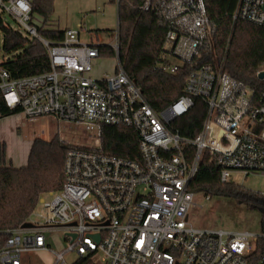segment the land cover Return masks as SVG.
<instances>
[{
  "label": "built area",
  "instance_id": "1",
  "mask_svg": "<svg viewBox=\"0 0 264 264\" xmlns=\"http://www.w3.org/2000/svg\"><path fill=\"white\" fill-rule=\"evenodd\" d=\"M263 6L264 0H238L233 24L263 26ZM142 10L165 24L160 68L176 74L186 63L194 67L182 96L161 112L119 61V27L109 46L116 70L94 79L92 63L105 46L82 43L74 30L53 43L39 34L30 0H0V11L40 41L50 59V71L25 78L12 80L0 69L5 105L27 120L47 116L81 126L93 140L92 147L71 145L59 133L67 148L63 187L40 199L39 210L27 221L32 228L9 231L0 264H23L24 255L51 251L50 231H63L68 243L53 253L54 264H72L70 254L93 255L99 264H252L264 234L194 228L190 214L196 195L189 186L202 167L212 165L223 184L230 183L233 172L264 175V93L229 75L224 61H205L215 52L216 34L205 0H146ZM195 99L207 111L199 134L189 138L171 125L194 108ZM105 126L134 130L139 157L105 152ZM255 264H264V253Z\"/></svg>",
  "mask_w": 264,
  "mask_h": 264
},
{
  "label": "trees",
  "instance_id": "2",
  "mask_svg": "<svg viewBox=\"0 0 264 264\" xmlns=\"http://www.w3.org/2000/svg\"><path fill=\"white\" fill-rule=\"evenodd\" d=\"M118 8L119 61L128 76L136 83L151 107L161 112L183 94L188 74L194 69L186 63L176 74L162 68V50L166 28L162 19L152 11L142 10L146 0H112ZM32 17L39 34L59 43L66 31L47 28L51 21L54 0H30ZM208 14L216 27L214 57L224 61L225 71L245 83L257 94L264 93V80L257 72L264 67V25L247 22L233 24L232 15L238 0H205ZM0 11V69L12 80L50 71L47 49L37 39L16 30ZM10 17V16H9ZM101 57H115L114 50L105 46ZM206 62H214L213 56ZM207 106L195 99V106L174 121L172 128L183 136L195 138L204 123ZM19 110H10L0 92V118L13 116ZM102 144L105 152L119 157L137 159L138 136L126 127L105 126ZM67 148L57 138L47 141L36 139L28 163L16 168L7 164L6 146L0 144V252L10 237L9 231L22 228L37 210L43 195L62 189ZM195 195L224 197L258 209L264 218V195L250 192L231 183L223 184L215 166L202 167L189 186ZM264 224V221H263ZM250 261L255 264L264 253V239L257 243ZM72 264H97L93 255L79 257Z\"/></svg>",
  "mask_w": 264,
  "mask_h": 264
},
{
  "label": "rangeland",
  "instance_id": "3",
  "mask_svg": "<svg viewBox=\"0 0 264 264\" xmlns=\"http://www.w3.org/2000/svg\"><path fill=\"white\" fill-rule=\"evenodd\" d=\"M7 19L16 30L26 34L11 17L7 16ZM47 28L78 31L81 42L84 44L112 46L113 35L118 28L117 4L112 0H54L51 21ZM212 56L213 60L219 61L214 57V53ZM173 61L180 64L176 59ZM116 65L115 57H100L93 61L90 75L94 79L112 75L116 70ZM59 133L65 135L68 144L82 147L93 146V140L83 127L61 124L52 117L44 116L27 120L22 115H13L5 122L0 121V144L6 146L10 157L14 159L25 154L24 151L29 150L36 139L51 141L57 138L60 142ZM229 180L235 186L264 195L263 174L245 175L233 172ZM43 196L46 199L50 198L48 194ZM195 201L197 206L190 214V223L196 229L229 233L249 232L259 236L264 234V218L258 209L224 197L215 196L207 200L203 193L197 194ZM39 208L40 205L37 210ZM46 240L51 251L24 255L22 263L54 264L53 253L62 251L68 246L65 233L63 231L47 232ZM77 259L75 254L67 256V260L71 263ZM94 259L99 264V258Z\"/></svg>",
  "mask_w": 264,
  "mask_h": 264
},
{
  "label": "crops",
  "instance_id": "4",
  "mask_svg": "<svg viewBox=\"0 0 264 264\" xmlns=\"http://www.w3.org/2000/svg\"><path fill=\"white\" fill-rule=\"evenodd\" d=\"M13 116H9V117H5V118H0L1 122H5L7 121L9 118H12ZM34 143V142H33ZM32 143V145H33ZM31 145V148H32ZM31 148L27 151H24L25 154H23L22 156H19L17 158H11L9 155V150H6V155H7V164L8 165H13L16 168H21V167H25L28 163V158H29V154L31 151ZM17 162V164H15Z\"/></svg>",
  "mask_w": 264,
  "mask_h": 264
},
{
  "label": "water",
  "instance_id": "5",
  "mask_svg": "<svg viewBox=\"0 0 264 264\" xmlns=\"http://www.w3.org/2000/svg\"><path fill=\"white\" fill-rule=\"evenodd\" d=\"M263 9H264V6H263ZM259 79L260 80H264V71L263 72H261L260 74H259ZM32 224L31 223H25L23 226H22V228H24V229H26V228H32ZM100 236L99 235H97L96 236V239L99 241L100 240Z\"/></svg>",
  "mask_w": 264,
  "mask_h": 264
}]
</instances>
